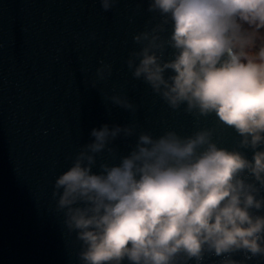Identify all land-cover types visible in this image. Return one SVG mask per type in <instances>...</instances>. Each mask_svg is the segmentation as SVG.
<instances>
[{
  "label": "clouds",
  "instance_id": "9594fccd",
  "mask_svg": "<svg viewBox=\"0 0 264 264\" xmlns=\"http://www.w3.org/2000/svg\"><path fill=\"white\" fill-rule=\"evenodd\" d=\"M118 0H100L107 12ZM159 22L133 36L125 63L171 110L214 117L191 135L135 123L93 128L51 193L79 264H248L264 259V0H149ZM151 24V21H149ZM95 38V34H92ZM112 65L100 61L105 81ZM97 80L92 81L96 87ZM105 98V97H104ZM135 116L125 94L106 96ZM242 138L252 160L222 146ZM136 137L127 155L113 142ZM107 153L118 163L100 162ZM94 168L96 169L94 171ZM240 255V259L234 258Z\"/></svg>",
  "mask_w": 264,
  "mask_h": 264
},
{
  "label": "water",
  "instance_id": "95a60500",
  "mask_svg": "<svg viewBox=\"0 0 264 264\" xmlns=\"http://www.w3.org/2000/svg\"><path fill=\"white\" fill-rule=\"evenodd\" d=\"M148 3L118 0L105 12L100 0H0V264H79V243L66 232L51 193L71 165L67 157L94 139L93 128L135 123L138 132L159 136L212 125L214 117L197 124L182 109L171 110L128 70V54L138 50L133 36L159 22ZM100 61L112 65L105 81L96 78ZM114 92L138 105L135 116L106 99ZM219 139L252 160L254 150L239 148L242 138L233 129ZM135 141L117 138V156L127 155ZM97 162L118 159L105 152Z\"/></svg>",
  "mask_w": 264,
  "mask_h": 264
},
{
  "label": "rangeland",
  "instance_id": "374dc122",
  "mask_svg": "<svg viewBox=\"0 0 264 264\" xmlns=\"http://www.w3.org/2000/svg\"><path fill=\"white\" fill-rule=\"evenodd\" d=\"M256 35H257L258 39H264V32L257 33Z\"/></svg>",
  "mask_w": 264,
  "mask_h": 264
}]
</instances>
